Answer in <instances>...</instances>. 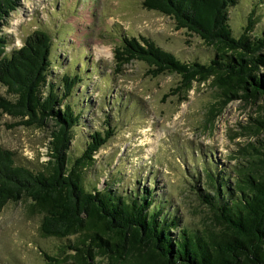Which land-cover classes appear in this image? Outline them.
Returning <instances> with one entry per match:
<instances>
[{
	"label": "rangeland",
	"instance_id": "1",
	"mask_svg": "<svg viewBox=\"0 0 264 264\" xmlns=\"http://www.w3.org/2000/svg\"><path fill=\"white\" fill-rule=\"evenodd\" d=\"M142 1L20 0L0 34L8 39L9 53L42 30L51 39L48 79L58 83L63 75L79 72L82 80L69 103L81 118L72 132L68 167L81 155L90 134L113 131L92 161L75 168L83 186L120 196L152 190L166 214L178 218L179 227L218 228L195 189L213 194L205 186V175L214 168L213 173L223 174L232 188L236 172L259 157L256 151L264 145V125L259 126L264 123V100L258 95L243 97L242 91L226 93L215 75L197 77L184 86L175 73L153 77L152 67L140 61L117 70L114 49L123 36L145 37L182 62L208 64L215 57L213 46L178 29L170 17L144 9ZM254 7L247 36L253 39L264 33V0L261 4L240 0L229 10L235 36L243 33ZM259 75L264 77V68ZM0 96L13 99L1 84ZM26 119L0 117V147L14 153L17 165L45 171L53 123L19 125ZM40 220L28 201L4 207L0 264L75 263V252L69 248L75 236H43ZM90 264L110 263L95 250Z\"/></svg>",
	"mask_w": 264,
	"mask_h": 264
},
{
	"label": "trees",
	"instance_id": "2",
	"mask_svg": "<svg viewBox=\"0 0 264 264\" xmlns=\"http://www.w3.org/2000/svg\"><path fill=\"white\" fill-rule=\"evenodd\" d=\"M19 1L0 0V31ZM239 2L143 0L144 9L170 17L178 29L213 46L215 57L208 64L182 62L145 37L123 36L114 49L117 70L130 61H140L152 67L153 77L175 73L184 86L197 77L215 75L226 93L242 91L243 97L258 95L264 100V77L259 75L264 68V33L253 39L247 36L254 7L243 33L233 34L229 10ZM7 45V37L0 34V84L13 96L12 100L0 96V117L27 118L19 123L26 127H43L52 121L54 128L45 171L17 165L14 153L0 147V213L10 202L28 201L41 216L43 236H75L69 247L75 252L74 264H90L95 250L110 264H264V145L256 151L257 159L236 172L232 188L223 174L213 173L216 168H206L205 186L214 192L195 190L218 228L179 227L178 218L166 214L152 190L120 196L82 185L75 168L92 161L113 131L90 134L81 155L68 167L72 132L81 118L69 100L81 76L79 72L66 74L58 83L48 79L51 39L42 30L28 35L20 48L9 53ZM172 230L177 233L173 235Z\"/></svg>",
	"mask_w": 264,
	"mask_h": 264
}]
</instances>
